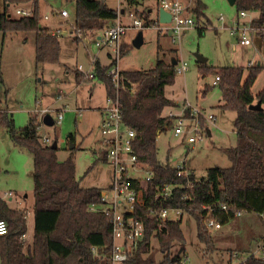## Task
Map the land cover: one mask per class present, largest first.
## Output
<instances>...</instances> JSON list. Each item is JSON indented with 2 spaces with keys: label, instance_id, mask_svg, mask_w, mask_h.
<instances>
[{
  "label": "trees",
  "instance_id": "trees-1",
  "mask_svg": "<svg viewBox=\"0 0 264 264\" xmlns=\"http://www.w3.org/2000/svg\"><path fill=\"white\" fill-rule=\"evenodd\" d=\"M73 1L74 23L82 33L101 31L113 24L119 14L117 9L107 6L106 0ZM143 1L124 0L128 7L139 6ZM193 1L192 8L188 10L190 16H204L205 5L200 0ZM0 4L3 7L0 11V32L3 37L9 33L33 32L35 64L58 63L61 45L58 38L39 25L38 0H0ZM21 5H31L32 16L12 18L8 8ZM233 6L239 13H254L252 25L264 24V0H235ZM148 14L146 10L135 12L136 17L145 21H148ZM205 29L199 28L198 35L204 34ZM124 53L122 41L121 56ZM175 61L177 64L178 61ZM176 64L157 57L151 69L122 71L132 84L137 83L134 94L128 90L130 84L127 90L117 93L122 120L135 133L133 149L138 160L154 171V177L143 192V206L137 205L132 215H125V218L132 216L141 220L145 229L137 248L130 252L124 264H181L185 244L181 217L174 220L168 215L160 226L150 218L149 208H177L182 210V214L191 215L195 220L196 237L206 256L215 251L212 237L215 230L207 226L209 221L218 223L222 228L235 218L237 211L261 218L264 215V110H249L252 104L260 103L262 108L264 105V88L255 96L251 92L261 67L248 68L244 77L245 68L241 66L216 70L198 62L201 73L212 70L216 73L218 80L213 85H217L221 91L219 108L235 112L232 126L237 142L236 146L222 150L230 161L229 167L209 168L205 176L197 181L193 172L187 177L178 176L173 166L161 163L157 157L156 139L163 131L172 130L174 123L173 117L164 112L175 106L165 96V87L174 82ZM107 68L108 65L97 62L94 77L103 82L106 96L113 98L116 92L106 76ZM80 77L81 74L75 71L76 83ZM184 115L187 117L189 113ZM204 124L202 121L201 127ZM9 125L12 131L11 122ZM38 127L36 118L31 116L22 134L13 136L19 145L28 148L33 157L31 240L27 242L23 239L27 233L26 216L10 208L0 198V219L7 227L6 233L0 236V264H108L107 256L113 244L111 218L91 210V206L101 205L102 189L81 187L76 179L73 158L69 156L65 161H58L57 140L54 139L57 145L52 149V143L47 144L38 137ZM66 141L68 144L75 142L72 135ZM75 148L74 144L72 149ZM101 155L105 161L103 151ZM188 183V188H185ZM166 184L179 185L182 189L176 188L170 197H165L161 189ZM222 206H226L227 211ZM154 243L161 256L158 261L154 257ZM261 246L263 257L247 255L243 264H264V238Z\"/></svg>",
  "mask_w": 264,
  "mask_h": 264
},
{
  "label": "rangeland",
  "instance_id": "rangeland-1",
  "mask_svg": "<svg viewBox=\"0 0 264 264\" xmlns=\"http://www.w3.org/2000/svg\"><path fill=\"white\" fill-rule=\"evenodd\" d=\"M200 1L205 5L204 16L192 15L195 25L185 30L177 43H172L170 33L161 34L151 25H146L142 30H127L122 37L125 53L119 61L120 69L125 72L151 69L157 57L186 63V72L176 73L174 82L165 87V96L175 106L165 109L164 114L171 112L180 115L195 109L205 118L213 116V124H204L202 139L193 146L174 137L172 130L168 129L159 134L156 147L158 160L163 164L175 166L185 159L186 167L193 172L197 181L205 176L209 168L230 166L222 150L236 146L237 137L232 126L235 112L219 108L221 91L217 85H213L216 73L214 70L201 73L196 55L206 59L205 67L216 70L227 66L244 67V77L248 68L260 66L251 92L255 96L264 88V42L262 46L257 42L264 38L249 32L251 45L241 46L239 33L232 35L237 25L239 32L248 27L255 14L247 12L245 18H240L235 6H231L227 0ZM48 4L65 10L68 20L63 21L55 14L51 16ZM106 4L112 9L118 7L117 0H106ZM39 5V25L42 28L69 30V25L75 21L73 0H39ZM119 5L125 11L121 15L124 25L131 22L130 13L141 10L150 11L147 18L150 24L156 22L155 0H144L133 7L119 0ZM2 9L0 4V11ZM16 9L30 13L31 5L9 7L8 13L12 18L18 17ZM43 16L48 19L44 20ZM199 28H206L204 34L198 35ZM139 31L142 32L143 43L135 48L132 40ZM99 33L96 30L85 32L80 38L61 35L58 39L61 45L59 62L36 65L33 32L9 33L5 37L0 32V198L10 208L26 216L27 233L23 239L27 242L31 240L33 226V157L28 148L19 145L13 136L22 134L31 116L36 118L39 125L37 135L42 141L44 138H48L50 143L57 140L58 161H65L69 156L73 158L76 179L81 187L103 189L111 181L112 169L101 155V114L98 109L106 104L104 84L98 79L89 80L83 76L78 83L75 79L76 66H82L84 72L91 69L89 55L98 54L100 60L105 61L104 51L98 52L93 43L95 35ZM59 97L63 99L57 101ZM50 105L53 109H63L61 123L52 127L42 123L43 115L39 112ZM77 111L81 112V116L76 115ZM51 116L56 118V112H52ZM69 135L74 137L75 149L69 148L66 141ZM92 164L93 167L88 170ZM9 191L13 193L11 200L5 196ZM175 215L169 211L170 219H175ZM181 229L185 237L181 264H243L247 255L263 257V252L257 247L261 246L264 238V218L255 214L244 213L223 225L221 230L213 231L215 251L207 256L203 254V246L196 237L195 220L188 213L181 216ZM153 246L154 257L158 261L161 256L157 253V244ZM234 252L239 253L235 258Z\"/></svg>",
  "mask_w": 264,
  "mask_h": 264
},
{
  "label": "built area",
  "instance_id": "built-area-1",
  "mask_svg": "<svg viewBox=\"0 0 264 264\" xmlns=\"http://www.w3.org/2000/svg\"><path fill=\"white\" fill-rule=\"evenodd\" d=\"M157 10L163 9L170 15V21L168 23H160L156 14V22L149 23L136 17L135 13H130L129 17L131 22L124 25L120 20L121 14L119 11L117 19L108 27L101 30L99 36H95L93 43L98 52L104 51L108 59V68L106 70V76L110 79L112 87L116 92L115 97L106 96V104L100 110L101 124L100 134L102 142V151L104 152L105 161L112 169L111 181L107 187L103 188L100 194L99 206H91V210L102 212L111 218L112 223V236L113 244L111 250L107 256L108 264H124L129 258V254L132 250L136 249L138 242L142 239L144 232V225L141 220H136L134 217H127L125 215H132L134 213L135 206H143V192L146 184L154 177V171L146 164H143L138 160V156L133 149V139L135 137L134 131L126 126L122 120L121 106L118 100L117 93L122 90H127V86L130 84L129 92L134 94L136 92L137 83L132 84L128 78L122 74V70L119 67V61L121 59V45L122 37L127 30L136 29L142 30L146 25L155 27L159 32L170 33L172 43H177L180 40L181 34L192 28L195 23L190 16L188 10L191 7L192 1L183 0H155ZM33 10L30 13L24 10L16 9L15 14L18 17H30ZM55 14L62 18L67 19L68 14L65 10L54 11ZM246 12H240L239 17L245 18ZM44 19H48L44 16ZM252 21V20H251ZM249 22L248 27H244L239 32V27L233 29L232 35L236 32L239 33L238 42L241 46L251 45V39L248 33H256L264 38V24L262 26H254ZM68 29H56L49 30L50 34L56 38L61 35L68 34L72 38H80L82 32L76 27L75 23L69 25ZM89 62L91 69L84 72L82 66H76L75 71L81 74L85 79H95L94 67L99 62L98 54L89 55ZM249 66L252 64L249 62ZM188 69L185 62H177L176 72L183 74ZM218 78H215L213 84L216 83ZM59 97L57 101L62 100ZM186 109V108H185ZM43 117L45 115H51L52 112H56V118H53L54 125L60 124L63 119V109H53L52 105L40 109L39 111ZM77 116H81V112H76ZM168 116L173 117L174 123L172 127L173 136L176 138L184 139L188 145H195L202 139L203 127L201 122L205 124H213V116L203 117L199 111L195 109L189 110V115L186 117L183 113L180 115H174L168 113ZM43 119V118H42ZM53 125V126H54ZM207 132V131H206ZM45 143L49 144L50 140L44 138ZM177 171V175H184L185 177L191 174V171L186 167V160L180 161L179 164L173 166ZM133 182H139V186ZM186 185L185 188H188ZM176 188L182 189L179 185H164L162 192L165 197H170ZM9 199L13 197L11 191L5 193ZM161 197V191L160 195ZM222 209L227 211L226 206H222ZM169 211L174 212L176 215L174 220H178L182 215V210L173 209H161V208H149L148 213L151 219L156 220L161 226L168 219ZM241 211H237L235 217L241 216ZM264 218V215H262ZM207 226L213 230H219L221 227L214 221H209ZM7 231L5 222L0 219V236H3ZM262 246H259L257 250L262 251ZM239 253L234 252L233 258ZM244 262V261H243ZM240 263V262H239Z\"/></svg>",
  "mask_w": 264,
  "mask_h": 264
},
{
  "label": "water",
  "instance_id": "water-1",
  "mask_svg": "<svg viewBox=\"0 0 264 264\" xmlns=\"http://www.w3.org/2000/svg\"><path fill=\"white\" fill-rule=\"evenodd\" d=\"M227 2L233 6L234 3H235V0H227ZM156 14H157V17H158V21L160 23H168L170 21V15L168 13H166L163 9L159 8L157 11H156ZM143 43V37H142V32L139 31L137 33V35L135 36V38L132 40V45L135 47V48H139ZM196 60L197 62L199 63H204L206 61L205 58L201 57L200 55H196ZM172 64L175 65L176 64V61L172 59ZM263 108L261 107L260 103H256V104H252L249 106V110H252V111H261ZM42 123L45 125V126H48V127H52L54 125L53 123V118L51 117V115H45L42 119ZM209 135V133H208ZM56 142H52L51 144V148L52 149H55L56 148ZM74 146V144H72L71 142H69V148L72 149Z\"/></svg>",
  "mask_w": 264,
  "mask_h": 264
},
{
  "label": "crops",
  "instance_id": "crops-1",
  "mask_svg": "<svg viewBox=\"0 0 264 264\" xmlns=\"http://www.w3.org/2000/svg\"><path fill=\"white\" fill-rule=\"evenodd\" d=\"M118 1V7H117V10L119 9V11H120V14L122 15V14H124V9H121V6L119 5V0H117ZM48 6V13L51 15V16H53V14H55V12L54 11H60L61 9L60 8H57L56 6H54V5H51V4H48L47 5ZM38 8H40V5H39V0H38ZM148 13H150V11L148 10ZM9 14V13H8ZM10 15V14H9ZM55 15H57V14H55ZM58 17H60L59 15H57ZM69 17V16H68ZM68 17H67V19H65V18H62V17H60L63 21H67L68 20ZM43 18H44V16H43ZM45 20V19H44ZM47 20V19H46ZM120 20H121V17H120ZM46 29H48V30H56V29H51L50 27H45ZM58 30V29H57ZM99 31V30H98ZM99 32H101V31H99ZM100 34V33H99ZM99 34L98 35H95V36H99ZM70 37V36H69ZM58 39H59V37H58ZM25 40H27V38L25 37ZM257 42H259V45L260 46H262L263 45V43L262 42H264V40H259V41H257ZM61 52V51H60ZM104 58H105V61H101L100 60V58H99V63H101L102 65H108V59H107V56H106V53L104 52ZM100 110H101V108L100 109H98V112L100 113ZM208 133H209V131H208ZM209 135H210V133H209ZM10 200V199H9ZM262 245V244H261ZM258 248V247H257Z\"/></svg>",
  "mask_w": 264,
  "mask_h": 264
}]
</instances>
